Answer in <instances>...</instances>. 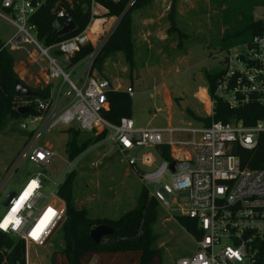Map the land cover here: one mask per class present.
<instances>
[{
	"label": "built area",
	"instance_id": "built-area-1",
	"mask_svg": "<svg viewBox=\"0 0 264 264\" xmlns=\"http://www.w3.org/2000/svg\"><path fill=\"white\" fill-rule=\"evenodd\" d=\"M45 5L46 0H0V23L16 30L2 43L1 49L23 52L36 65L44 61L48 81L61 80L56 90H50L48 102H37L39 115L27 117L20 124L21 131L31 136L27 144L29 161L44 168L58 157L51 147L37 146V140L44 132L61 129L95 136L105 133V141L113 144L120 155L131 156L142 151L138 161L146 168L155 167V158L146 152L154 149L160 164L151 172L139 173L142 186L159 208L175 217L193 220L200 232L198 237L191 236L193 252L177 259L175 264H255L258 245L264 242V170L242 167L230 151L234 145L254 150L264 136V122L251 127L232 121L215 122L208 127L185 124L137 128L131 119L122 118L117 124H110L102 112L109 107L107 94L118 92L120 87L97 78L92 67L110 32L106 33L101 22L92 18L79 34L44 46L37 40L31 17ZM52 16V28L57 33L66 21L65 12L60 8ZM96 22L97 30L91 32ZM115 26L114 23L112 27ZM86 45H91L92 52L70 65V59ZM221 63L215 95L231 108L251 101L264 106V31L223 51ZM77 67L80 71L71 81ZM64 83L67 89L61 91ZM124 92L132 95L129 87ZM209 102L212 114L213 102L211 99ZM164 149L168 159L163 157ZM136 162L132 156L127 160L128 166L135 168ZM15 169L16 166L9 171L0 190ZM46 181L41 173L28 178L14 192L0 217V232L24 244L25 262L27 249L48 245L64 217V203L57 196L60 184H53L44 194ZM180 193L185 194L183 202L177 199Z\"/></svg>",
	"mask_w": 264,
	"mask_h": 264
},
{
	"label": "rangeland",
	"instance_id": "rangeland-1",
	"mask_svg": "<svg viewBox=\"0 0 264 264\" xmlns=\"http://www.w3.org/2000/svg\"><path fill=\"white\" fill-rule=\"evenodd\" d=\"M136 1L131 0L126 7L131 17L132 65L120 53H114L104 60L100 72L94 69L95 76L119 85L122 91L132 88L133 95H128L130 119L137 128L204 125L196 119L211 117L204 73L223 67L221 53L218 52L219 39L224 30L222 7L212 0H146L133 8ZM263 11V8H255L254 19L261 18ZM91 14L94 20L101 22L103 29L107 28L106 33L114 32L116 26L113 28L112 25H117L119 18L108 17L94 5ZM170 17L173 24H170ZM15 31L9 24L1 22L0 40L5 42ZM10 55L16 79L25 87L34 91L39 84H48L44 61L36 65L23 52H10ZM59 64L68 72L61 60ZM79 71L77 67L70 76L71 81ZM60 84V79L52 80L51 91ZM66 89L67 84L64 83L61 91ZM166 95H169V104ZM179 101L185 103L182 109ZM21 123V118H11L0 130V186L16 166L3 190H0V217L6 211L2 201L7 193L18 192L28 178L41 173L47 179L42 189L45 194L53 184H61L64 176L72 173L74 206L86 211L90 218L117 220L135 206L143 187L139 173L151 172L160 164L156 151L148 149L146 152L156 160L154 168L139 164L142 151L131 155L137 159L136 168L128 166L127 160L131 156L120 155L104 138L95 141L97 136L90 133L79 135L82 141L90 140V143L68 162L64 154L68 136L66 130L61 129L44 132L38 138L37 146L47 145L58 156L46 167L39 168L27 158V144L31 136L21 131ZM151 190L152 187H149ZM184 197L185 194L180 193L177 199L183 202ZM60 227L48 245L27 249L28 264H50L51 254L62 247ZM153 230L158 235L156 246L161 251V264H175L177 259L193 252L192 237L177 224L175 215L170 212L157 208Z\"/></svg>",
	"mask_w": 264,
	"mask_h": 264
},
{
	"label": "trees",
	"instance_id": "trees-1",
	"mask_svg": "<svg viewBox=\"0 0 264 264\" xmlns=\"http://www.w3.org/2000/svg\"><path fill=\"white\" fill-rule=\"evenodd\" d=\"M131 0L113 2L110 0H46V5L40 8L31 23L36 27L37 40L44 46L60 42L82 32L94 18L91 8L99 7L106 10L108 17L119 18L115 30L100 48L93 63V70L100 68L104 60L114 53H120L125 61L132 65L133 43L131 40V17L126 7ZM140 1V2H139ZM146 0H137L134 7ZM152 1V0H151ZM222 7L221 16L224 30L219 39V53L232 46L250 41L254 36L264 31V11L259 19H254L255 8L264 9V0H212ZM98 5V6H97ZM62 8L65 12L64 20H72L75 30L63 37H58L52 28V13ZM171 13H169V16ZM63 20V21H64ZM170 24L173 18L170 17ZM62 21V22H63ZM0 40V130L11 118H21L39 115L36 110L37 102L46 103L50 97V86L39 84L34 92L35 98L18 99L14 96L13 59L10 52L1 49ZM93 48L86 45L80 48L70 65H75L87 57ZM221 76L216 70L204 73L207 91L213 102L211 117L199 119L204 127L212 123H229L240 121L243 126L251 127L257 122H264V106L251 101L245 106L231 108L220 97L215 95V85ZM19 102V103H17ZM25 102V103H24ZM108 110L102 112L103 118L110 124H117L120 119H130L131 102L126 92H109L107 94ZM24 103V104H23ZM28 107V112L20 116L17 108ZM67 140L64 144L66 160L72 161L89 145L90 140L82 141L81 134L74 129H67ZM105 138V133L95 137V141ZM230 154L235 156L240 165L249 170H264V136L259 140L254 150L247 151L236 145L232 146ZM163 157L168 159L166 150ZM74 176L68 173L59 185L57 196L64 203V217L60 232L62 247L51 254L50 264H161V251L157 248L158 235L153 226L157 219V204L148 194L145 187H141L135 206L117 220L90 218L86 211L74 206L72 194V180ZM177 224L192 237L200 235L193 220L175 217ZM105 225L112 229V234L105 237L99 245L89 238L92 229ZM24 244L0 232V264H25ZM258 256L255 264H264V242L258 245Z\"/></svg>",
	"mask_w": 264,
	"mask_h": 264
},
{
	"label": "water",
	"instance_id": "water-1",
	"mask_svg": "<svg viewBox=\"0 0 264 264\" xmlns=\"http://www.w3.org/2000/svg\"><path fill=\"white\" fill-rule=\"evenodd\" d=\"M75 30V25L72 20L68 19L62 26V29L56 33L58 37H63L71 34ZM14 96L18 99H27V98H35L36 93L34 91L29 90L25 87L18 79L14 80ZM178 105L180 109L185 105L184 102L179 101ZM28 107L21 106L17 108V112L20 116H24L28 112ZM173 163L170 165V170L172 171ZM14 195L13 191H9L5 198L2 201V206L7 208L8 203L12 196ZM112 229L105 225H99L92 229L89 233V238L94 242V244L99 245L100 242L107 237L108 235L112 234Z\"/></svg>",
	"mask_w": 264,
	"mask_h": 264
},
{
	"label": "crops",
	"instance_id": "crops-1",
	"mask_svg": "<svg viewBox=\"0 0 264 264\" xmlns=\"http://www.w3.org/2000/svg\"><path fill=\"white\" fill-rule=\"evenodd\" d=\"M95 5V4H94ZM98 6V5H97ZM100 7V6H99ZM101 8V7H100ZM102 12L103 13H106V10L105 9H103L102 8ZM107 14V13H106ZM104 29H107V28H105L104 27ZM95 75V74H94ZM99 78H103V79H106V78H104V77H99ZM48 80V79H47ZM107 81H109V80H107ZM110 82V81H109ZM110 84L111 85H113V86H118V87H120L119 85H115V84H113L112 82H110ZM46 85H49L50 86V90H51V82H49L48 81V84H46ZM127 89V88H126ZM132 89V88H131ZM119 91H122V89H120ZM125 91V89L123 90V92ZM132 95H133V92H132ZM167 96V95H166ZM169 96V95H168ZM168 96H167V101H168V104L170 103V101H169V98H168ZM131 118V117H130ZM26 264H28L27 262H26Z\"/></svg>",
	"mask_w": 264,
	"mask_h": 264
},
{
	"label": "bare ground",
	"instance_id": "bare-ground-1",
	"mask_svg": "<svg viewBox=\"0 0 264 264\" xmlns=\"http://www.w3.org/2000/svg\"><path fill=\"white\" fill-rule=\"evenodd\" d=\"M97 30V22L96 23H94L93 25H92V27H91V32H94V31H96ZM89 34H90V32H89Z\"/></svg>",
	"mask_w": 264,
	"mask_h": 264
}]
</instances>
